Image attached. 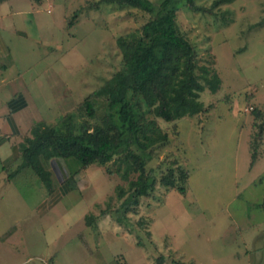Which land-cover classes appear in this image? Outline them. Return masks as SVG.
Here are the masks:
<instances>
[{"label": "rangeland", "instance_id": "1", "mask_svg": "<svg viewBox=\"0 0 264 264\" xmlns=\"http://www.w3.org/2000/svg\"><path fill=\"white\" fill-rule=\"evenodd\" d=\"M216 1L194 0L208 9L204 11L192 10L181 0L176 21L193 44L198 65L220 77L219 88L200 93L205 107L201 113L173 122L159 119L168 139L150 150L147 168L153 170L155 188L127 212L126 226L115 221L121 203L115 186L127 187L115 173L116 157L102 166L92 163L74 178L69 171L78 163H44L52 172V190L70 185L59 202L63 210L50 214L43 238L50 241L52 254L59 248L64 254L59 263L81 259L82 264H137L162 253L178 263L194 264L193 257L203 264H256L251 256L260 248L258 264H264V134L254 140L264 122V0ZM40 2L33 11L38 32L28 27L13 55L18 70L28 66L26 82L45 71L38 79L44 99L39 110L50 117L49 124L64 131L61 118L72 112L77 131L82 122L91 127L106 112L105 104L96 98L97 118L88 117L83 99L119 68L117 37L138 32L149 14L104 0ZM141 104L140 112L151 118ZM253 109L260 115L255 117ZM252 152L256 159L251 164ZM169 170L175 187L159 182ZM181 170L187 173L185 181L179 179ZM50 192L39 180L17 176L0 186V205L36 207ZM101 211L106 212L105 223L97 227ZM34 214L27 219L37 224Z\"/></svg>", "mask_w": 264, "mask_h": 264}, {"label": "trees", "instance_id": "2", "mask_svg": "<svg viewBox=\"0 0 264 264\" xmlns=\"http://www.w3.org/2000/svg\"><path fill=\"white\" fill-rule=\"evenodd\" d=\"M108 3L128 5L149 14L140 30L119 35L116 39L121 55L119 68L89 96L83 99L88 117L97 118L96 98H102L105 113L91 127L82 122L77 131L73 124L76 113L61 118L62 131L55 124L33 125L30 133L19 143L20 163L17 170L29 167L43 186L52 191L50 172L42 160L55 158L73 162L78 166L69 171V177L92 163L105 165L116 157L115 173L127 183L115 186L121 203L115 210V221L126 226L127 212L138 206L142 197L155 188L156 178L147 162L150 150L168 139L158 123L159 119L173 122L185 116L201 113L205 107L200 93L208 88L216 92L220 77L205 65H198L193 44L179 31L176 14L181 0H104ZM192 10H207L186 0ZM232 0H217L229 2ZM104 99V100H103ZM152 117L141 113L142 102ZM257 117L260 112L252 110ZM76 130V131H74ZM264 134V122L259 125L256 140ZM256 153L251 154V164ZM107 172L111 170L107 169ZM132 175V176H131ZM185 181L187 173L180 171ZM160 184L175 187L172 170L160 177ZM70 190V185L68 188ZM181 193L183 186L177 187ZM99 217L106 215L101 211ZM91 217L87 221L91 223Z\"/></svg>", "mask_w": 264, "mask_h": 264}, {"label": "crops", "instance_id": "3", "mask_svg": "<svg viewBox=\"0 0 264 264\" xmlns=\"http://www.w3.org/2000/svg\"><path fill=\"white\" fill-rule=\"evenodd\" d=\"M40 1L0 0V186L9 184L17 176L29 179L33 183L35 179L39 180L31 168L17 170V167L20 163L19 143L30 133L31 127L51 122L50 117L39 110V107H44V99L43 87L38 79L43 73L45 74V71L42 70L40 75L37 72L35 77H28L30 80L26 82L23 76L28 66L24 68V71H19L16 56L13 55L19 50V44L24 43L23 40L28 35L26 31L28 27L38 32L36 22L38 15H33V11L34 8L41 7ZM60 105L62 109L64 104ZM52 160H59V158ZM52 160H45L46 162L42 160V164ZM63 162L67 166L66 161ZM46 169L51 175L50 169ZM68 190L62 191L60 186L54 187L50 196L47 199H41L36 207L0 205V264H62L59 262H62L65 256L62 255L60 248L52 254L50 241L46 239L44 243L43 238L50 224L48 221H51L50 214L60 213L63 210L59 202ZM35 209L37 224L27 219H30V214H34ZM105 217L98 216L95 226L99 227L105 223ZM111 224L115 225L116 222ZM117 228L121 227L117 225ZM261 256V249L256 248L251 260H255L258 264ZM234 257V259L239 258L237 255ZM192 259L194 264H203L198 263L193 257ZM75 261L74 264H82L81 259H75ZM137 264H190V262L179 260L178 263V259L172 255L167 257L160 253L156 260L137 262Z\"/></svg>", "mask_w": 264, "mask_h": 264}]
</instances>
